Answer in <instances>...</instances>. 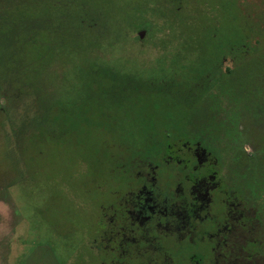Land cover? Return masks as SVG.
Returning a JSON list of instances; mask_svg holds the SVG:
<instances>
[{"label": "flooded vegetation", "instance_id": "1", "mask_svg": "<svg viewBox=\"0 0 264 264\" xmlns=\"http://www.w3.org/2000/svg\"><path fill=\"white\" fill-rule=\"evenodd\" d=\"M209 41L205 49H217L220 61L210 57L187 88L189 99H202V111L184 120L200 126L109 167V184L95 188L105 199H90L98 212L87 218L86 264H264L256 194L264 181V133L257 135L260 150L242 147V121H264V83L239 78H264V38H231L224 47ZM193 71H184L186 80ZM243 90L255 94L254 102L240 103ZM227 123L231 133L220 126Z\"/></svg>", "mask_w": 264, "mask_h": 264}, {"label": "trees", "instance_id": "2", "mask_svg": "<svg viewBox=\"0 0 264 264\" xmlns=\"http://www.w3.org/2000/svg\"><path fill=\"white\" fill-rule=\"evenodd\" d=\"M88 1L92 0H83L92 15L88 23L77 18L74 27H66L62 16L58 18V28L42 26L35 13V17L26 18L19 8H12L14 1L1 2L0 72H4L2 77L16 75L21 82L26 77L27 87L36 88L35 100L43 105L38 114L39 126L53 140L67 139L79 127V119L81 125L90 118L98 119L97 125L111 138L104 160L112 168L160 146L173 133L184 134L190 126H200L184 120L199 116L202 111V99H189L187 88L190 83L197 84L203 70L211 64L210 57L220 61L213 56L217 49H205L213 42L209 39L214 38L224 47L231 38L241 43L253 37L264 38V23L253 26L250 20H244L247 23L243 24L240 15L234 16L228 26L212 18L190 25V29V16L181 2L175 5V0H166L172 5L165 9L158 0H121V7L117 5L115 11L98 8L97 14L87 5ZM14 13H18L17 18ZM165 29L168 33H164ZM142 30L145 34L140 36ZM106 32L111 37L102 49L99 41L105 39ZM174 38L180 40L173 42ZM146 41L149 45H145ZM29 49L38 50L35 58L28 57ZM187 69H194L191 81L186 80ZM47 78H52L55 86L50 87ZM239 78L240 84L252 85L254 79L264 83L263 76L258 77L257 73L245 76L241 72ZM253 94L239 92L240 103L254 102ZM220 126L224 133H231L229 123ZM64 138L57 142L66 143ZM256 194L260 213L264 214L262 179Z\"/></svg>", "mask_w": 264, "mask_h": 264}, {"label": "rangeland", "instance_id": "3", "mask_svg": "<svg viewBox=\"0 0 264 264\" xmlns=\"http://www.w3.org/2000/svg\"><path fill=\"white\" fill-rule=\"evenodd\" d=\"M10 1H14L12 8H19L26 18L35 13L42 20V26L61 27L58 18L64 16L63 25L74 27L78 23L77 18L88 23L92 16L83 0ZM158 1L163 9L170 7L166 0V6L162 0ZM181 3L193 26L212 18L228 26L236 15H240L243 24L247 23L244 20H250L253 26L264 23V0H182ZM87 5L97 14L98 8L107 7L115 11L117 5L121 7V0H92ZM13 16L17 18L18 13ZM184 17L182 14L181 19ZM185 19L188 22L187 16ZM157 21L162 22L160 19ZM164 33H168L167 29ZM110 37L111 34L106 32L105 39L99 41V47L103 49ZM145 45L149 42L146 41ZM37 53V49L27 51L30 59ZM2 73L0 264H86L87 218L98 212L90 199L93 196L97 200L105 199L104 194L100 198L95 188L100 182L109 184L111 179L110 165L104 160L105 148L111 143V138L97 125L98 119L90 118L82 125L80 119L76 121L79 127H75L67 139L63 137L66 143L57 142L63 138L53 140L39 126L38 114L43 105L35 100L36 88L27 87L26 77L21 82L16 75L2 77ZM47 80L50 87L55 86L52 78ZM242 122L248 128L242 147L247 151L260 150L257 135L264 133V121Z\"/></svg>", "mask_w": 264, "mask_h": 264}, {"label": "water", "instance_id": "4", "mask_svg": "<svg viewBox=\"0 0 264 264\" xmlns=\"http://www.w3.org/2000/svg\"><path fill=\"white\" fill-rule=\"evenodd\" d=\"M140 36H142V33H141V35Z\"/></svg>", "mask_w": 264, "mask_h": 264}]
</instances>
